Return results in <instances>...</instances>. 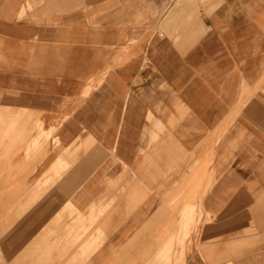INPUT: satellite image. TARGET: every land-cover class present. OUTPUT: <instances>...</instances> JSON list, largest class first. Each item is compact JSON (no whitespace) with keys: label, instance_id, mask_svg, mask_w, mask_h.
Returning a JSON list of instances; mask_svg holds the SVG:
<instances>
[{"label":"crops","instance_id":"crops-1","mask_svg":"<svg viewBox=\"0 0 264 264\" xmlns=\"http://www.w3.org/2000/svg\"><path fill=\"white\" fill-rule=\"evenodd\" d=\"M0 111L29 117L10 179L51 264H264V0H0ZM42 124L58 144L35 158ZM57 157L71 170L31 195Z\"/></svg>","mask_w":264,"mask_h":264},{"label":"rangeland","instance_id":"rangeland-1","mask_svg":"<svg viewBox=\"0 0 264 264\" xmlns=\"http://www.w3.org/2000/svg\"><path fill=\"white\" fill-rule=\"evenodd\" d=\"M104 22H106V20H104ZM154 22L155 25H153L158 27V25H156L157 21ZM150 23L152 22L149 21L146 25L149 24L151 26ZM160 39L162 40L163 44L166 45L165 47H175V44L172 42L171 36L168 33H164V37H161ZM80 53V51L78 52L73 49V51L69 52V57L71 59L76 58V56ZM85 54H87V52ZM163 70L165 73H171L173 68H165ZM168 95L166 94V97H168ZM93 97V90L89 94L84 96V100L86 103V107L84 109L86 111L91 110V108H88L87 105H91ZM164 102V119L167 118V115H170L172 113L175 115H179V109L175 105V100L166 98ZM21 113L23 112H8L9 120L6 121L3 112L0 111V264H51V259L46 258V253H48V256L51 251V244H47L45 241L46 229L43 226L34 227L32 226L33 223L31 224L30 222L32 221L31 219H33L35 224L36 220H39V214L32 212L34 203H29V200H26L25 202L28 203L24 204V202L22 205H19V197L17 196L14 201L15 195L13 189V181L10 179L12 176L13 165L9 159L13 147L18 145L17 141H22L24 138L23 132H20L18 128L20 127V129H22L24 127V125L21 124V119L29 118L28 115H21ZM188 117L189 115H186L184 117H181L177 121L178 128L180 127L182 129H189L187 132L182 131L184 137H182L183 135L179 136L181 137V140L184 141L195 139L196 135L195 128L193 126L191 127L192 123L190 122L191 120ZM35 118L37 119V121H39L40 119L43 120L38 115ZM3 123L5 124V127L2 128L1 124ZM55 129V125L46 129L42 124L41 138H38L36 136L37 133H34L30 139H26V153L35 158H38L44 152V148L50 137H52L54 145L58 144L54 140ZM92 141L93 137L89 134L87 135V138L85 136V139H83V144L86 143L89 146ZM185 145L187 144L185 143ZM55 149H58V146ZM72 166V164L66 166L63 163H60L59 157H57L45 171V177L43 179L35 181V185L31 190V195L34 196V194L44 186H54L56 177L60 176L61 173L65 170H71ZM31 198L32 201L36 199V197ZM100 199L95 200L96 204ZM96 204H92L93 206H91L94 207ZM91 206H89L88 212H81L77 207L74 208V211L67 212V214L70 216L74 214V223L72 225L70 224V226L64 229L63 235L67 236V239L69 237V239L71 240L73 238H76L77 234L83 235L85 233L86 229L84 227L86 224L84 223H86V221L90 218L89 216H93ZM60 217L61 213L58 212L55 218L60 219ZM30 224L31 226H27ZM20 225H24V227H20ZM78 226L81 227L78 228ZM102 230L104 233L103 237L97 240L96 243L93 242L92 246L79 251L81 257L86 258L101 246L106 235V229ZM49 232L50 229H48V235L50 236Z\"/></svg>","mask_w":264,"mask_h":264}]
</instances>
